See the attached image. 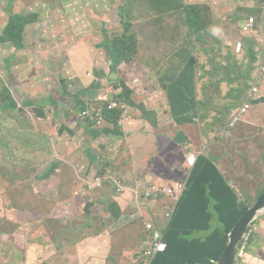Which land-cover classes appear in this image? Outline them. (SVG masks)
Here are the masks:
<instances>
[{"label": "rangeland", "instance_id": "rangeland-1", "mask_svg": "<svg viewBox=\"0 0 264 264\" xmlns=\"http://www.w3.org/2000/svg\"><path fill=\"white\" fill-rule=\"evenodd\" d=\"M53 2V0H0V34L8 22L11 9L13 13H20L22 15L30 13L39 14V21L29 25L26 29V48L24 50L15 51L13 48L0 43V80H4V85L8 83L9 89L7 93L0 96V125L6 126L10 124L13 126L12 123L7 122L8 119H11L13 116V118L18 117V120L22 121L21 124H19V122H17V124L26 128L27 131H30L29 134H31L32 130L38 129V133L35 136L38 144L37 159L36 157L34 158L35 155L32 154L28 149L29 147L26 146L23 147V149L18 148L22 152L14 158V163L21 167L17 168L16 173L18 174V181H20L19 185L24 198L22 199V196L14 194L13 192L8 193L5 182L3 180L0 181V230L7 226L6 228H10V231H12L9 233V236L5 238L1 237V239L7 242L6 244L8 247H2L3 244L0 242V251H5L7 249L3 256H0V264H26L28 260H25V251L23 250H25L27 244V230L32 229L31 225L34 219L39 216L35 213L37 212L35 210H32L35 212L27 213L22 207V200L29 199L37 192L39 195H42V191L51 190L54 186L52 183L49 185L50 182L44 184L45 174L47 168L50 166V162H48L49 156L46 160L44 152L42 151V148L46 147L48 144L47 134L43 132V130L47 132L48 121L41 120L34 123L36 118L33 119V116L29 115L28 112L32 109L28 104L29 101L35 102L37 98L46 99L44 103H50L49 111L51 110L50 116H52V111H57L59 107L60 98L65 96L68 89L69 91H73V89L69 87V83L74 82L75 78L80 77L82 84L83 82L85 83L83 86L86 85L87 88H89L96 79L100 84L97 86V88H99L95 90L96 92L93 93L94 90L91 89L92 96L90 95L89 98L92 99L85 104L86 109L91 113L95 112L97 107V105H95L96 102H104L106 104L107 100L117 97L121 88H117L116 86L121 87L122 81L132 86L134 79H136L140 88L134 89V94L136 96H141L142 102L149 103L158 93L156 90V94L151 95L155 91L152 83L146 81L147 85L142 86V82L137 80L138 78L133 75L135 72H131V68H128L131 63L122 64L117 69L118 73H115L116 71L111 72L117 66L115 63L111 64L110 61H106L105 59L104 47L102 45L104 40H109L122 34L126 29L125 21L126 23L129 22L132 24L133 36L137 39L136 51L134 53L136 57L132 61L133 65H136L138 60L150 55V59L147 58L144 64L139 63L140 70L150 81L154 80V77L158 78L156 86L161 90L166 102H169L168 96L171 97L180 94L178 92L180 89L175 90V88L172 87V92H168L163 88V85L167 83L164 77L165 74L168 73L166 67H172V63L176 66L182 62L189 64L190 61H192L194 73L192 72L191 77H183L181 87L182 90H184V94H191L193 96L191 102L194 104V112L196 111L195 107H199L197 100L201 97L202 92H200V89L202 84L214 82L213 77L210 81H202V76L200 77L199 73L195 71V60H197L198 57L200 59L203 54L200 51H196L197 48H200L201 44L197 40L198 36L194 38V36L191 35L192 29L190 27V22L185 21L186 18L183 14V10H180L177 14V16L181 15L183 19L179 27L180 22L177 16H170L163 12V15L159 14V7L157 3H155L156 0H55V2ZM176 3L179 4V6H186V4L189 3L195 4L196 9L194 10L195 12L192 20L194 22V16H198L200 21L206 25L204 31L205 37L206 35L219 36L228 41V44L242 42L241 37L245 35V33L242 31V28H240V24H244L248 19L247 16L250 10L259 8L260 6V2L257 0H178ZM262 18L264 20V10ZM121 22H123V25ZM260 31L262 35L259 40H264V23ZM109 50L110 49H108V51ZM79 62L84 63V68L75 67V64ZM149 64L155 65V67H149ZM204 65H206V63H204ZM141 66L144 67V69ZM103 70L107 72L105 78L99 77L97 74V71L104 72ZM62 80L65 82H62ZM241 81L242 79L238 75L234 77L232 81L233 84H231L241 90H244L245 86H249L248 95L246 98L244 97V101L240 100L244 96L243 91L238 93L239 96L236 97L237 100H235L231 92L227 97H223L226 95L225 93L221 96H215V101H213V103L211 101V98H213L212 95L208 94V100H210L212 105L214 104L213 107H211L212 112H220L215 106L218 108L229 107L233 109L234 116H236L245 103H248L250 114L253 112L252 107L255 102L263 98L261 90H264V78L259 86L260 92L257 94L253 93L255 78L251 76L244 79V82ZM229 89L230 88L227 86L224 92H228ZM210 92L211 90H209V93ZM162 102L163 98H158L154 106ZM135 107L147 110L143 103L136 104ZM77 111L78 113L76 115L86 124L84 126L82 124L84 128L86 127L84 129L87 131H85L86 134L92 133V126L81 118L80 111ZM19 112H22V115L25 114L24 118L20 116ZM41 112L43 113V111ZM254 115H256L255 111L251 116ZM52 120H54V118ZM254 120L259 122V125L249 129L247 136L244 138L245 142L242 144L239 151L240 158H236V160L229 159L224 157L220 152H218L216 156L224 172L231 169L233 176L236 177V185L239 183L242 185L243 179L247 177V173L251 171L252 178L249 179L250 189H253L257 193H253L252 195L241 185V187L238 186L240 189L238 195L239 199H246L242 200V207L253 206L260 198L259 195L261 191L264 190V184L258 179L264 178V111H259ZM46 122L47 126L43 128L42 124H46ZM79 123L81 122L79 121ZM204 123L205 122H199V124ZM199 124L198 127L201 126ZM224 125L226 124H223L221 127L211 132L208 131L209 128L206 129V131H201L200 141L197 144L203 147L205 141L215 136L217 131L220 136L225 129ZM93 128L96 129L95 127ZM50 129L53 128L51 127ZM100 129H102V131L105 129L109 131L108 128ZM99 134L98 131L96 137H98ZM148 134L149 131L147 135ZM218 140H220L219 145L221 146V137H216L209 144H212L214 141L217 142ZM5 152L4 149L0 148V162L4 161ZM104 152H106V161L104 159H97L99 165L96 167L102 164V168L106 166L105 170L115 168L116 166L114 165L119 156L118 149L110 146L109 149ZM190 155L192 154L189 153V156ZM122 156L125 157V153H123ZM240 159H242V162L239 161ZM123 162H125V158L120 160V163ZM107 163L109 168L106 165ZM87 168L88 166H86L85 163L77 166L76 170L72 168L73 171L71 170L70 177L73 178L74 190L82 191L84 188L91 189L95 186V183L88 181V178L80 177L85 176ZM77 176H79L80 179H78ZM67 177L65 175L63 183L64 192L67 191L66 187L70 185ZM185 177L186 174L183 177L179 176L174 182H182ZM108 178H111L110 184L107 183ZM124 178H126V173L120 176L119 179L113 176H104V178H101L104 185H108L102 190L104 194L113 193L116 189L117 194L123 196L119 191L122 190L121 183L128 182ZM163 181L164 183H168L165 179ZM129 183L135 188L136 182ZM142 186L143 184L140 183L139 188H142ZM48 187H50V189H47ZM74 190L72 196L75 198L76 195L74 194ZM91 192L92 191H89V197H86L82 204L91 203ZM134 192L137 193V189ZM13 196L18 198V203L22 209L14 208L12 203ZM116 198L118 197L116 196L115 200ZM142 198L140 194V199ZM125 199H127V196ZM153 205L154 206L146 205V220L161 221L162 217L160 214L162 213V203L159 201L155 204L154 202ZM104 207L105 209L102 215L97 219L96 215L100 212L101 207L95 206L92 208L91 214L89 210H85L84 208L81 209V212L84 213L83 216H85L86 213L88 216H91L90 221H93V223L86 222L87 227L85 229H82L81 226H75V228H71L69 231L70 233L65 234V236H56L60 235L57 231H55L54 235L50 234V237H44L43 234L40 235V239H36V241H39L38 244L44 243V246L40 247V245L37 244L36 248L37 252H42L43 257L40 258L42 261L36 264H90L89 262H98L94 259L93 254L85 256L80 255L77 249L78 243L81 242L82 237L83 240H91L92 244L95 243L97 240L96 238L102 235H109L111 238V242L105 249V254L108 252L106 264H134L136 252L141 249L142 225L137 224V221L127 225L123 223L121 217L117 220L114 216H109L108 212L110 205L105 203ZM77 208L78 206L75 207V210ZM13 209H15L13 213L17 216V220L20 221L18 223H14V221H11L12 223L9 222L8 211ZM122 214H126V211ZM148 214L151 215V217H148ZM73 215L78 216L79 214L73 213ZM94 217L95 220L93 219ZM134 219L141 220L140 217H134ZM127 221L129 222L131 219L127 218ZM89 223L92 224V226L89 227L90 229H88ZM19 224L21 225V234L14 232ZM25 224L26 227H24ZM218 225L219 223L215 219L212 222L213 229ZM41 232H43V230ZM254 232L256 234H254ZM93 234L94 236L90 237V235ZM246 235L249 236L246 255L237 258L235 264H264V257H262L261 261L255 263H253L250 258V256L254 254L262 255L261 249H258L259 246H256V242L258 244H264V218L255 222ZM9 240H13L14 242H9ZM59 242L68 246L69 249L62 254L59 253L60 255H55L56 250L52 249V247L58 245ZM27 245L30 247L29 243ZM92 247L95 248V245L93 244ZM98 248L99 252L97 253H102V248L100 246H98ZM122 256H125V261H122L123 263L121 262Z\"/></svg>", "mask_w": 264, "mask_h": 264}, {"label": "crops", "instance_id": "crops-1", "mask_svg": "<svg viewBox=\"0 0 264 264\" xmlns=\"http://www.w3.org/2000/svg\"><path fill=\"white\" fill-rule=\"evenodd\" d=\"M180 25L181 23L179 24V27ZM240 28L242 27L240 26ZM256 30V40L260 42L262 41V39L259 40L261 38V32L259 33L257 28ZM244 33L246 35L248 34L246 32ZM257 51V53H261L260 49H258ZM261 55H263V53H261ZM147 58L150 59V55L141 60H138L136 62V65H133V62H131V65L128 68H131V72H135L138 76L143 78L139 79L136 74L133 73V75L138 78L137 80L144 81L142 82V86L147 85L146 81L152 83L155 91L151 95H155L156 90L158 93L155 98L150 100L149 103L142 102V97L136 96L134 94V101L137 104L143 103L147 110H145L144 108L140 109L138 107H128L127 117L121 118L118 128L107 122L104 128H108L109 131L106 129L102 131V129L100 128L94 129L92 127V133L86 134L87 131L84 130L86 127H83L86 124L83 123V121L76 114L78 113L77 110H79L81 114L82 110L85 108L86 102L91 100L92 98H89L90 94H88L85 90L87 86H83V84L85 83L83 82L82 84L79 76V78L74 79V82L69 83V87L72 88L73 91H69L68 89L65 96L63 98H60L59 107L57 111H52V116H50L51 110L49 111L50 103H44V100H42L41 102L43 106H36L34 104L29 105L32 107V109L28 111L29 115L33 116V119L36 118L34 120V123L41 120L48 121V133L43 130V132L47 134L48 144L46 147L42 148V151L44 152L46 160L48 156L50 157H48L50 166L47 168L44 178V184L50 182L49 185L52 183L54 184V186L51 190L42 191V195H39L37 192L29 199L22 200V207L27 211V213L34 212L32 210H36L37 208L41 209L40 211L42 212H35L39 217L34 219V222L31 225L32 229L27 230L28 237L26 236V240L27 244H30V247H28V245L26 244V248L25 250H23L25 251V260H28L26 264H36L37 262L42 261L40 260V258L43 257L42 252H37L36 248L37 244L39 243V241H36V239H40V235L43 234L44 237H48V235H50L51 233H55V231L69 232L70 229L75 228V226H81L82 229H85L87 227L86 222L93 223V221H90L91 216H88L86 213L85 216H83L84 213L81 212L82 208H84L85 210H89L91 214L92 208H94L95 206H98L99 208L101 207L100 212L96 215L97 219L102 215V212L105 209V203L110 205V203L116 202L119 205L122 213L126 211V214H122L123 223L130 225L133 224V222L137 221V224L141 225L139 220L134 219V215L138 212L136 202H138L139 200L141 203H145L143 205V209L141 210L143 217L140 218L143 219L145 223L154 221L155 223L162 226L164 222L163 219L161 221L146 220V205L154 206V202L156 204L160 201L162 203V213L160 215L163 218V216L166 212H168L171 206L172 198L164 195L157 201H153L151 198V201L147 203L140 199V194L143 191L146 192L150 186H153L152 184H155L154 186L157 189L166 191L169 188H175V185L177 183L174 181H176L179 176L183 177L186 174V179L192 172V169L187 163L189 153L194 154L197 157L203 155L207 158H210L219 167V169L228 176L229 184L239 195L240 189L238 186H240L241 183L236 185V177L233 176V172L231 171V169H229V171L227 172L223 171L220 165L221 163L216 158V156L217 153L220 152L222 155H224V157L229 159L236 160V158H240L239 151L242 147V144L245 142L244 138L247 136L249 129L255 128L259 125V122H256L254 119H256L259 111H264V90H261L263 93L262 100L256 101L254 106L252 107V113H254L255 111L256 115L251 116L252 113L250 114V110L248 107L247 112L244 114L245 116H243L240 121H238L231 127L230 122L232 119H234L235 116L232 117L231 115L226 114L224 111L223 114L221 113L222 118L213 122L215 112H212L211 117L204 124H199V107L196 106V111L194 112V104L191 102L193 96L191 94L186 95L181 90L183 77H191L192 72L194 73L192 61H190L189 64L182 62L176 66H174V64L172 63V67H166V69H168V73L165 74V79L168 81L172 80L175 89H180L178 91L180 94H178L177 96H168L169 102H166L161 90L156 86V81H158V78L154 77V80L150 81L147 79V76L144 75L140 70L141 68L139 63L144 64ZM75 65L74 66L77 68H84V63L79 62ZM149 67H155V65L153 66L149 64ZM142 68L144 69V67ZM174 78L176 79L175 81ZM233 79L234 77L231 78L230 83H232ZM165 84H168V82ZM131 87L133 89L140 88V85L137 83L136 79H134ZM225 87H227L226 84ZM259 92L260 91H258V93ZM161 97L163 98V102L161 104H158L157 106H154L156 99ZM36 100H40V98H37ZM103 103L104 102H96V108H101ZM41 111H43V113ZM19 113L20 116H23L24 118L25 114L22 115V112ZM53 118L54 120H52ZM17 120L18 117L13 118L12 116V118L8 119L7 122L12 123L13 126H11L10 124H7L6 126L0 125V148L6 151L4 154L5 159L3 162H0V164L4 163V166L6 167H9L8 161L12 159L14 162V158H16V155L22 152L18 148L23 149V147L25 146L29 147L28 149L32 154L35 155L34 158L36 157L37 159L38 144L36 142L35 136L38 133V129L32 130L31 134H29L30 131H27L26 128L19 125L22 123V121ZM79 121L81 123H79ZM17 122H19V124H17ZM198 124L201 126L198 127ZM223 124L226 125H224L225 129L220 136L218 135L219 133L217 131V134L215 136H212L207 141H205L203 147H200L197 144L200 141L201 131H206V129L209 128L208 131L211 132L212 130L221 127ZM42 125L43 128H46L47 122L46 124ZM51 127L53 129H50ZM98 131L100 134L98 137H96ZM148 131L149 134L147 135ZM216 137H221V146L219 145L220 140H218L217 142L214 141L212 144H209ZM110 146L118 149L119 156L114 165L116 167L111 170L109 169L106 175L113 176L119 179L120 176L126 173V178L124 179L128 182L121 183L122 190H118L123 194V196H119L116 192V189L114 188L115 192L104 194V191H101L100 199H96L91 196V203L82 204V202L85 201L86 197H89V194L85 193V188L82 191L74 190V185L72 182L73 178L70 177L71 172L73 171L72 168L76 170L77 166L85 163L88 168L85 172V176L80 177H97V173L96 171H94L95 167L97 166L96 164L99 163L97 159H104L106 161V152L104 151L109 149ZM123 153H125V157L122 156ZM124 158L125 162L120 163V160H123ZM239 161L242 162V159H240ZM106 165L109 168L108 163ZM65 175L66 177L68 175L67 178L70 182V190L71 192H73L74 190V194L76 195V197L74 198L72 196L70 199L62 201V199H58V195L61 193ZM77 177L78 179H80L79 176ZM251 178L252 173L251 171H249L247 173V177L243 179L241 186L244 189H247L249 193L253 195V193L255 194L257 192H255L253 189H250L249 179ZM75 179L78 180L77 178ZM164 179L167 180L168 183H164ZM258 179H260V181H262V184H264V178ZM107 182H109L110 184L111 178H108ZM129 182H136L135 188L132 187L131 183ZM140 183L143 184L142 188H139ZM106 186L108 185L105 184V187ZM138 188L141 190L140 192ZM47 189H50V187H48ZM136 189L137 193L134 192ZM261 193H264V190L261 191ZM116 196L118 198H116L115 200ZM126 196L127 199H125ZM242 200L246 199H239L238 205L241 210L244 209V207H242ZM46 202L48 204H45ZM30 204H32V206H30ZM76 206H78V208L75 210ZM133 209H135L136 211ZM14 210L15 209L8 211L9 222L14 221V223H18L20 221L17 220V216L13 213ZM73 213H78L79 215L75 216L73 215ZM108 214L109 216H111L109 212ZM148 217H151V215L148 214ZM127 218L131 219V221L128 222ZM263 218L264 216L257 219L255 222L260 221ZM93 219L95 220V217ZM215 219L217 220L216 217ZM255 222H253L252 225ZM90 223L88 224V229H90L89 227L92 226V224ZM39 226V232H35L36 230H38L37 228ZM6 227L0 230V242L4 245H2V247H8V245L6 244L7 242L1 239V237L5 238L9 236V233L12 232L10 231V228ZM24 227H26V224ZM20 228L21 225L19 224L14 232H18L19 234H21ZM42 230L43 232H41ZM254 234L256 233L254 232ZM92 236H94V234L90 235V237ZM96 239L97 240L95 241V243L91 244V240H83L82 237L81 242L78 243V253L84 256L93 254L94 259H96L98 262H89L90 264H106L108 252L105 254V249L111 242V238L109 235H102L101 237H98ZM9 242L14 241L9 240ZM93 244L95 245V248L92 247ZM38 245L42 247L44 243H40ZM98 246L102 248V253H97L99 252ZM256 246H259L258 249H261L262 255H251L250 258L253 263L261 261L262 257H264V244H258L256 242ZM5 251H0L1 257L3 256Z\"/></svg>", "mask_w": 264, "mask_h": 264}, {"label": "trees", "instance_id": "trees-1", "mask_svg": "<svg viewBox=\"0 0 264 264\" xmlns=\"http://www.w3.org/2000/svg\"><path fill=\"white\" fill-rule=\"evenodd\" d=\"M53 1L55 2V0ZM257 1L260 2L259 8L250 10L248 17L250 15L256 17L255 26L260 33L262 23L264 22L262 18L264 0ZM176 2H178V0H156L155 3H157V6L159 7V14L161 15H163V12L170 16H177L178 12L183 10V14L186 18L185 21L190 22V27L192 29L191 35L194 36V38L198 36L197 40L201 46L200 48H197L196 51H200L203 56L200 59L198 57L197 60H195V71L199 73L200 77L202 76V81H210L212 80V77L214 80V82L202 84L200 89V92H202L201 97L197 100L200 107L198 112L199 122L203 123L211 117V107L214 105L208 100V94H211L213 97L211 98L212 103L215 101V96H221L224 93L226 95L223 97H227L232 92L235 100H237L236 97L239 96L238 93L243 91L244 96L240 100L244 101V97H247L249 86H245L244 90H241L240 88L235 87V85L232 86L233 83L231 84L230 80L232 77L238 75L242 79L241 82H244V79H247V77L252 76L255 78L261 65V53L264 52V40L261 42L257 41L255 36L256 33L253 32H250L247 35L245 34L241 37L243 42L242 50L237 53L236 46L238 43L228 44V41L219 36L215 37L213 35H206L205 37L204 31L206 25L200 21L198 16H194V22L192 20L195 12L194 10L196 9L195 4L189 3L186 4V6H179ZM10 13L11 15L9 16L8 22L0 34V43L13 48L15 51L24 50L26 48V29L29 25L35 24L39 21V14L30 13L22 15L20 13H13L12 9L10 10ZM177 18L182 24V16L178 15ZM121 24L123 25V22H121ZM125 26L126 29L122 34H117L118 36H115L112 39L104 40L102 44L105 50L106 61H110L111 64L115 63L117 66L111 72L116 71L115 73H118L117 69L121 64H129L136 57L134 53L136 51L137 39L133 36L134 32L132 24L129 22L126 23L125 21ZM108 49L110 50L108 51ZM258 49H260V54L257 53ZM204 63H206V65H204ZM103 71L104 72L97 71V74L99 77L105 78L107 72L105 70ZM137 77L139 79L142 78L138 75ZM2 80H0V96L9 91L8 83L4 85V80ZM175 80L176 79L174 78V81ZM140 81L144 82L143 80ZM62 82L65 81L62 80ZM167 82L168 84H165L163 88L168 92H172V87H174L173 81L167 80ZM121 84V87L116 86L117 88H121V91L115 98L120 103V107L113 111L107 110V103H103L104 109L102 107L107 122L114 125L116 128L119 127L123 112L127 110L128 107L135 108L137 104L134 101L135 90L131 85H127L124 81H122ZM225 84L230 88L228 92H224V89L226 88ZM98 85L100 84L96 79L90 86L91 88L89 87L85 90L92 96L91 89L94 90L93 93L96 92L95 90L99 88H97ZM209 90H211L210 93ZM182 91L184 93V90ZM40 99L41 100H35V102H29L28 104L43 106L41 102L42 100L46 101V99ZM215 107L219 109L220 112H215L213 122H215V120H220L224 111L232 117L235 115L233 113L234 111H232L233 109H230L229 107ZM84 109H86V107ZM86 122L90 126L98 128L95 123ZM8 162L9 167L4 166V163L0 164V181L3 180L5 182L8 193L13 192L14 194H19L23 199L24 195H22L19 185L20 181H18V174L16 173L17 168L21 167L14 163L12 159ZM96 165L98 166L99 163ZM105 169L106 166L102 168V164H100L99 167H95L97 177L88 178V181L95 183V186L91 189L86 188L85 193L89 194V191H92L91 196L96 199L101 198L100 193L105 188V185L101 180L104 176H108L106 174L109 170ZM107 183L109 184V182ZM68 187H66V192H64L62 187L61 193L58 195L59 200H68L72 197L70 185ZM262 194L263 193L259 196ZM142 197L141 200L144 202L149 203L151 201V197H146L145 195ZM238 202L239 196L229 184L228 176L223 173L210 158L200 155L187 180L186 190L177 203L169 228L165 232L167 249L165 252L156 256L153 264H213L212 261L217 263L228 245L230 232L239 219L251 207L247 206L241 210ZM12 203L14 208L22 209L16 196L12 197ZM45 204L48 203L46 202ZM30 206H32V204H30ZM40 210L41 209L37 208L35 211L42 213ZM109 213L117 220L120 217L122 218V212L116 202L110 203ZM215 217L217 218L219 225L213 229L212 222L215 220ZM139 222L143 227L141 235L142 246L143 241L145 240L146 223L143 219ZM40 226L35 232H39ZM58 233L60 235L56 236H65V234L70 232L59 231ZM51 235H54V233H51ZM48 237H50V235H48ZM52 249L56 250L55 255H60L67 251L69 247L59 242V244L52 247ZM139 254L140 251L136 252L135 257H138ZM122 261H125V256L121 257V262Z\"/></svg>", "mask_w": 264, "mask_h": 264}, {"label": "built area", "instance_id": "built-area-1", "mask_svg": "<svg viewBox=\"0 0 264 264\" xmlns=\"http://www.w3.org/2000/svg\"><path fill=\"white\" fill-rule=\"evenodd\" d=\"M256 17L254 15H250L248 19L244 22L242 26V30L246 33L250 32H257L256 30ZM243 42H239L236 46V52L239 53L242 50ZM264 78V52L261 59V65L258 70V74L255 77V84L253 87V93L256 94L259 91V86ZM108 111H113L116 108L120 107V103L116 99L107 100ZM248 110V103H245L238 115L231 120L230 126L232 127L235 123L240 121L241 117L247 112ZM81 116L84 120L88 122L95 123L98 128H104L107 120L104 115V111L101 108H96L94 113H91L88 109H84L81 112ZM123 117H127V110L123 112ZM198 157L194 154L190 155L187 158V163L192 169ZM190 176V175H189ZM183 182L177 183L175 188H169L166 191L162 189H157L154 185L150 186L146 192H142L141 195H145L146 197H151L153 201H157L161 199L164 195L172 198L171 206L168 212L165 213L163 216V225L155 223L154 221L146 222L145 224V240L143 241V245L141 246L140 254L136 257L134 264H153L154 259L160 253H163L167 249V244L165 242V232L169 228V225L172 221L177 203L182 197L184 191L186 190L187 180ZM141 191V190H140ZM159 196V197H158ZM145 203H141L139 200L136 202V207L138 212L134 215V217H143L141 210L143 209V205ZM248 233V232H247ZM249 236L245 235L240 247L238 249L237 258L244 257L246 255V250L248 247ZM247 242V243H246ZM213 264H216L215 261H212Z\"/></svg>", "mask_w": 264, "mask_h": 264}, {"label": "water", "instance_id": "water-1", "mask_svg": "<svg viewBox=\"0 0 264 264\" xmlns=\"http://www.w3.org/2000/svg\"><path fill=\"white\" fill-rule=\"evenodd\" d=\"M243 26V23L240 24ZM264 216V193L258 201L251 206L247 212L239 219L229 234V241L226 249L216 264H235L240 244L247 234L250 226L257 219Z\"/></svg>", "mask_w": 264, "mask_h": 264}, {"label": "clouds", "instance_id": "clouds-1", "mask_svg": "<svg viewBox=\"0 0 264 264\" xmlns=\"http://www.w3.org/2000/svg\"><path fill=\"white\" fill-rule=\"evenodd\" d=\"M107 103V102H106ZM107 106H108V103H107ZM101 107H103V104H102V106ZM193 169V168H192Z\"/></svg>", "mask_w": 264, "mask_h": 264}]
</instances>
